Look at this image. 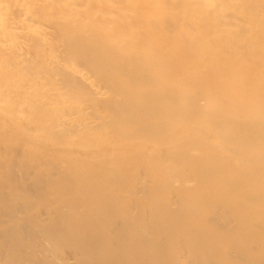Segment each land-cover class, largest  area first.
Here are the masks:
<instances>
[{"label": "bare ground", "instance_id": "bare-ground-1", "mask_svg": "<svg viewBox=\"0 0 264 264\" xmlns=\"http://www.w3.org/2000/svg\"><path fill=\"white\" fill-rule=\"evenodd\" d=\"M0 264H264V0H0Z\"/></svg>", "mask_w": 264, "mask_h": 264}]
</instances>
